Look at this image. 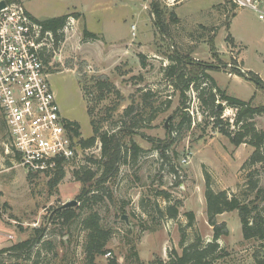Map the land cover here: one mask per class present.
I'll return each mask as SVG.
<instances>
[{
  "label": "rangeland",
  "instance_id": "obj_1",
  "mask_svg": "<svg viewBox=\"0 0 264 264\" xmlns=\"http://www.w3.org/2000/svg\"><path fill=\"white\" fill-rule=\"evenodd\" d=\"M19 1L38 20L67 15L58 46L48 42L49 80L62 116L79 124V137L92 136L93 128L119 130L123 143L134 141L142 151L128 163L120 162L116 175L110 172L105 182L96 184L101 175V143L97 138L82 147L79 137H74L75 155L62 163L64 176L52 185L55 171L30 173L19 165L0 111V248L32 237L41 227L45 236L25 264L37 259L38 264L83 261L86 229L81 220L88 210L77 208L78 215L67 224L56 214L68 201H77L72 208L80 205L81 189L90 186L75 171L95 172L90 195L102 198L90 204L100 214L101 224L111 230L106 251L95 257L98 263L116 258L118 264H149L175 252L181 255L182 234L185 245L199 238L212 240L213 227L206 216L207 177L215 191L246 194L245 201L259 205L264 213V199H257L249 188L251 175L264 187V161L245 164L254 147L247 142L235 146L221 131L228 123L232 129L236 110L217 98V108L223 111L222 123L216 127L209 107L198 98L201 87L207 97L215 86L254 107L264 106V84L258 85L247 74L252 71L264 82V18L258 17V11L237 6L233 0H157L166 14L173 11L178 18L162 34L151 12L153 0ZM259 8L264 11V0H259ZM84 29L97 38L85 36ZM174 53L186 63L210 66L205 71L214 80L212 86L198 77L186 89L184 105L165 70L171 62L167 56ZM187 65L188 71L191 63ZM144 91L152 93L147 101L141 96ZM130 105L133 110L123 116ZM252 122L257 130H264V113L254 115ZM170 136L174 142L168 150L169 162L160 158L149 138ZM171 165L176 174L169 171ZM158 191L171 194V203L178 207L176 218L156 210L157 205L166 206ZM188 212L194 213L191 226ZM216 221L226 230L217 240L225 255L221 264H264V239L243 238L236 210L217 215ZM133 246L137 257L130 256ZM107 251L112 257L105 258Z\"/></svg>",
  "mask_w": 264,
  "mask_h": 264
},
{
  "label": "trees",
  "instance_id": "obj_2",
  "mask_svg": "<svg viewBox=\"0 0 264 264\" xmlns=\"http://www.w3.org/2000/svg\"><path fill=\"white\" fill-rule=\"evenodd\" d=\"M151 12L154 16L155 25L162 34L168 33L170 21L178 20L173 11L166 14L164 9L160 6V2L157 0L152 1ZM38 21L42 24L44 30H48L52 33L53 48L57 47L58 41L63 36L62 30L66 26L67 15L49 17ZM84 35L90 38H97V35L87 29H84ZM140 57L142 60L143 55H140ZM167 58L170 59L171 62L165 66L166 75L168 78L172 79L174 86L180 90L181 103L183 105L186 100V89H188L198 77H204L210 84H212V86H214L213 78L205 71L207 67L210 66L203 63L187 61L189 64L191 63V65H189V70L187 71L185 67L188 66V63L184 62V60H182L183 57L179 54L174 53L172 55H168ZM44 60L45 62L49 61L47 53H45ZM177 62L186 66L178 68V65H176ZM237 73L243 76L241 71H237ZM247 74H249L251 79L255 80L258 85L264 84L262 79L256 73L248 71ZM196 88L198 89V85H196ZM213 88L215 91L210 90L208 92L209 95L205 97L203 90H201L203 88L201 87L198 98L202 101V104L209 107V116L212 118L214 125L218 127L222 123L221 116L223 110L222 108H217L216 103L217 98H219L236 110L234 121L233 123H230L232 129H230L228 123L226 128L221 129L222 133L230 137L231 142L235 146L242 142H247L254 147L251 156L245 164L254 165L256 163L263 162L264 153L262 150L264 144V130H257L254 127L252 118L256 114L264 113V106L254 107L249 101L230 95L215 86ZM141 96L143 100L147 101L152 96V93L150 91H144ZM132 110V105L128 106L124 110L123 116L128 115ZM136 116L137 115L133 116V122H135V124L138 122V120H136ZM66 123L70 128L72 135L74 137H79V124L76 121L69 119H66ZM97 138L101 143L102 156L99 162L102 163V166L101 175L96 180V184L105 182L110 172H113L116 175L120 162L128 163L129 158L134 159V157L142 151L141 147H139V145H137L134 141H129V144L123 143L119 130L99 131L97 128H93L92 136L86 139H81L79 137L78 142L82 147L91 146ZM149 140L153 144H156L157 147L155 148L157 149L160 158L170 162L171 160L169 159H171L172 156L170 157L168 150L173 144L174 138L171 137L164 140L158 139V141H156V139L150 137ZM62 163V161H59L57 165L52 185H56L64 176ZM169 171L176 174L174 165H171ZM75 175L77 178L81 179L84 184L90 183V186H83L81 189V193L78 196L80 205L76 208L60 207V209L56 211L57 217L61 218L64 224H67L78 215L76 210L77 208H84L88 210L81 220L86 229V240L83 246L85 256L80 264H118L116 258H111L106 263H98L95 261V257L97 255L106 251L105 246L111 236V230L101 224L100 214L93 209V205H91L93 202L96 203L102 198L100 195H96L95 193L90 195V192H92L93 189V183L91 182L93 181L95 172L87 170L80 175L79 171H75ZM251 177L253 178V175H251ZM252 178L249 181V188L255 194L257 199H264V187L258 184V179L253 180ZM90 187L91 189H89ZM158 194L166 201V206L161 208L157 205L156 210L161 216L176 218L178 215V207L177 204L171 203V194L166 191H158ZM245 198L246 194L243 197H240V195L236 193H230L227 189L215 191L211 187L209 178L207 177L205 188L206 216L208 223L213 227L212 240L205 242L198 237L199 239L191 241L185 245L186 238L182 234L179 240V245L182 247V253L181 255H178L175 252L174 255L177 257V261L181 263H199L207 259L212 260L220 254L219 251H222L223 249L220 248L217 240L226 230H224L223 224L216 221V216L226 211L236 210L238 212L244 239H264V213L261 209H259V205H250L245 201ZM187 216L189 218L188 226H191L194 220V213L188 212ZM34 231L35 232L32 237L0 248V264H25L26 261H29L31 250L34 246L40 244L45 236L44 228H35ZM137 254L135 246L131 247L130 256L137 257ZM220 255H224V253L222 252ZM5 257L12 258V260L7 261ZM257 261L259 263L262 262L261 259H257ZM38 262L39 259L33 261L32 264H38Z\"/></svg>",
  "mask_w": 264,
  "mask_h": 264
},
{
  "label": "built area",
  "instance_id": "obj_3",
  "mask_svg": "<svg viewBox=\"0 0 264 264\" xmlns=\"http://www.w3.org/2000/svg\"><path fill=\"white\" fill-rule=\"evenodd\" d=\"M233 1L237 6L258 11V17L264 18L259 0ZM1 3L0 111L10 148L28 172L52 173L59 161H68L76 150V141L51 87V63L44 60L45 53L52 49L48 42L53 44V35L19 0H0ZM220 254L199 263H181L176 256L165 255L159 262L149 264H221L225 255ZM104 256L110 258L112 252L107 251Z\"/></svg>",
  "mask_w": 264,
  "mask_h": 264
},
{
  "label": "water",
  "instance_id": "obj_4",
  "mask_svg": "<svg viewBox=\"0 0 264 264\" xmlns=\"http://www.w3.org/2000/svg\"><path fill=\"white\" fill-rule=\"evenodd\" d=\"M0 6H3V3H1L0 4ZM222 105V103L220 102L219 103V106H221ZM77 204V201L76 200H71V201H68V202H66V203H64L63 205H62V207H72V206H75Z\"/></svg>",
  "mask_w": 264,
  "mask_h": 264
}]
</instances>
